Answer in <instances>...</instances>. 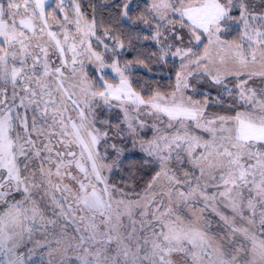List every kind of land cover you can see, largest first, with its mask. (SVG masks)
I'll use <instances>...</instances> for the list:
<instances>
[{
    "label": "snow or ice",
    "instance_id": "snow-or-ice-1",
    "mask_svg": "<svg viewBox=\"0 0 264 264\" xmlns=\"http://www.w3.org/2000/svg\"><path fill=\"white\" fill-rule=\"evenodd\" d=\"M0 264H264V0H0Z\"/></svg>",
    "mask_w": 264,
    "mask_h": 264
},
{
    "label": "rangeland",
    "instance_id": "rangeland-1",
    "mask_svg": "<svg viewBox=\"0 0 264 264\" xmlns=\"http://www.w3.org/2000/svg\"><path fill=\"white\" fill-rule=\"evenodd\" d=\"M128 58L130 59L131 57L129 56ZM136 75L139 76V77H142V78H144V79H149V81H150L151 83H154V82H155L154 80H151L150 77H146V76H144V74H143L142 72H138ZM114 115H115V114H114ZM126 154H127V153H126Z\"/></svg>",
    "mask_w": 264,
    "mask_h": 264
},
{
    "label": "trees",
    "instance_id": "trees-1",
    "mask_svg": "<svg viewBox=\"0 0 264 264\" xmlns=\"http://www.w3.org/2000/svg\"><path fill=\"white\" fill-rule=\"evenodd\" d=\"M204 91H206V92H207V91H209V89H208L207 87H205ZM212 94H213V95L215 94L214 90H212ZM136 155L138 156V155H139V153H137ZM130 158H131V157H130Z\"/></svg>",
    "mask_w": 264,
    "mask_h": 264
}]
</instances>
